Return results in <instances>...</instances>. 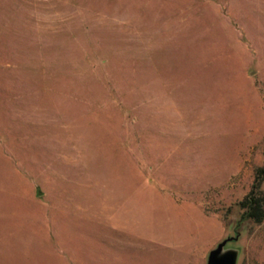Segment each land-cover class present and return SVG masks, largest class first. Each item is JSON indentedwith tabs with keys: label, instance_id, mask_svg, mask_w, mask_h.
I'll return each mask as SVG.
<instances>
[{
	"label": "rangeland",
	"instance_id": "rangeland-1",
	"mask_svg": "<svg viewBox=\"0 0 264 264\" xmlns=\"http://www.w3.org/2000/svg\"><path fill=\"white\" fill-rule=\"evenodd\" d=\"M263 164L264 0H0V264H204Z\"/></svg>",
	"mask_w": 264,
	"mask_h": 264
},
{
	"label": "water",
	"instance_id": "water-1",
	"mask_svg": "<svg viewBox=\"0 0 264 264\" xmlns=\"http://www.w3.org/2000/svg\"><path fill=\"white\" fill-rule=\"evenodd\" d=\"M240 220L208 252L204 264H241L245 252V227ZM234 225V224H233ZM232 225V226H233ZM234 244V245H233Z\"/></svg>",
	"mask_w": 264,
	"mask_h": 264
},
{
	"label": "trees",
	"instance_id": "trees-1",
	"mask_svg": "<svg viewBox=\"0 0 264 264\" xmlns=\"http://www.w3.org/2000/svg\"><path fill=\"white\" fill-rule=\"evenodd\" d=\"M264 180V164L256 171V177L252 185V189L247 196L239 203L241 209L244 210L241 219L253 220L256 223L261 222L264 215V205L260 185Z\"/></svg>",
	"mask_w": 264,
	"mask_h": 264
}]
</instances>
